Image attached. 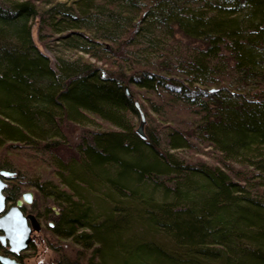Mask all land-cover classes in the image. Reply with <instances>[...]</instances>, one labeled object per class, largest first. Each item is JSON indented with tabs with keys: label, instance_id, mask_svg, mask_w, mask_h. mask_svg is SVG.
<instances>
[{
	"label": "trees",
	"instance_id": "obj_1",
	"mask_svg": "<svg viewBox=\"0 0 264 264\" xmlns=\"http://www.w3.org/2000/svg\"><path fill=\"white\" fill-rule=\"evenodd\" d=\"M3 2L0 170L57 207L50 264H264V0Z\"/></svg>",
	"mask_w": 264,
	"mask_h": 264
},
{
	"label": "rangeland",
	"instance_id": "obj_2",
	"mask_svg": "<svg viewBox=\"0 0 264 264\" xmlns=\"http://www.w3.org/2000/svg\"><path fill=\"white\" fill-rule=\"evenodd\" d=\"M0 3H4L3 0H0ZM37 25H38V18L35 20L33 24V29H32L33 39L35 43L37 44V46L39 47V49L50 58L51 65L55 67L56 66L55 53L51 51L49 48H47L45 46V43L39 39ZM46 41H48V39L45 40V42ZM97 129L98 127H95V126H81V125H75V124L71 125V128H69L68 131H66L67 132L66 133V143L64 144V148L59 149L58 152L64 158H70L72 155L75 154V147H76V144L79 142L80 137L86 134V132L88 131L90 132V131L97 130ZM4 152L5 150L0 149V159L6 156L7 154L10 155L9 152L8 153L7 152L4 153ZM212 153L213 152L211 151L210 148H204L201 154L190 151V152L184 153V156L193 158L194 161L204 160V161L213 163L215 159L213 160L212 158H210ZM19 162L21 164H18ZM16 164L17 165L14 166L18 168V169H14V171L16 172L17 171L18 172L27 171L30 168L29 167L30 162L28 159L27 160L26 158L24 159V156H19L18 158H16ZM28 188H25L26 190L24 192H27V191L33 192L34 199H33L32 204H25L24 208L26 212H28L29 214H33L34 216H36V218L41 224V230L39 232H34L35 238H34V241L32 242V246L31 247L29 246L27 250H23L20 253L23 263L25 264H50V262H52L55 258H57L58 253L56 249H57L58 243L63 244V251L65 253H67L70 256H74L75 255L74 246L71 244V242L58 239L49 230L48 225L52 221L49 219L37 216L39 212L41 213L43 211L44 206L42 205L52 206L53 209L58 211L57 207H55L49 201H45V203H43L42 200L37 199L35 190L32 188H29V189ZM11 205L12 203H7V208H9ZM5 249L8 250V248H5ZM0 255H8V256L13 257L10 253L4 252V251H1Z\"/></svg>",
	"mask_w": 264,
	"mask_h": 264
},
{
	"label": "water",
	"instance_id": "obj_3",
	"mask_svg": "<svg viewBox=\"0 0 264 264\" xmlns=\"http://www.w3.org/2000/svg\"><path fill=\"white\" fill-rule=\"evenodd\" d=\"M141 125L138 132L143 135L144 115H141ZM17 174L16 171L0 170V242L3 247H7L9 253L13 256L0 255L2 264H24L15 256L23 250H27L32 242V234L41 230V224L33 214H24L25 204H32L33 192L27 191L21 194V197L13 205L7 208V198L4 194L7 186L6 179ZM53 225L52 222L49 223Z\"/></svg>",
	"mask_w": 264,
	"mask_h": 264
},
{
	"label": "flooded vegetation",
	"instance_id": "obj_4",
	"mask_svg": "<svg viewBox=\"0 0 264 264\" xmlns=\"http://www.w3.org/2000/svg\"><path fill=\"white\" fill-rule=\"evenodd\" d=\"M16 176V175H15ZM15 176H13V177H15ZM13 177H11V178H13ZM11 178H9V179H6L5 181L7 182V186L5 187V189L8 187V185H9V183L11 182ZM4 194H5V190H4ZM6 195V194H5ZM21 197V196H20ZM23 212H24V214H29L28 212H26V210H25V208L23 207ZM32 237H33V239H32V242L34 241V238H35V236H34V233L32 234ZM32 242H31V244H32ZM30 244V245H31Z\"/></svg>",
	"mask_w": 264,
	"mask_h": 264
}]
</instances>
